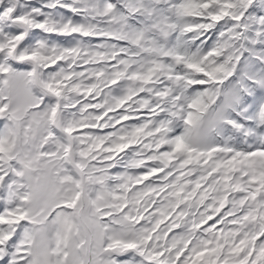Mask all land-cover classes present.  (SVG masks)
Instances as JSON below:
<instances>
[{"label": "snow or ice", "instance_id": "1", "mask_svg": "<svg viewBox=\"0 0 264 264\" xmlns=\"http://www.w3.org/2000/svg\"><path fill=\"white\" fill-rule=\"evenodd\" d=\"M0 264H264V0H0Z\"/></svg>", "mask_w": 264, "mask_h": 264}]
</instances>
